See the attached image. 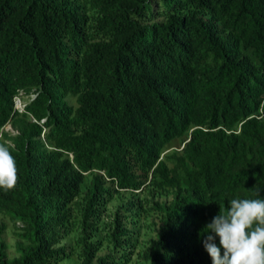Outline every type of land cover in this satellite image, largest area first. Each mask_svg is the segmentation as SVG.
I'll use <instances>...</instances> for the list:
<instances>
[{
  "label": "trees",
  "instance_id": "1",
  "mask_svg": "<svg viewBox=\"0 0 264 264\" xmlns=\"http://www.w3.org/2000/svg\"><path fill=\"white\" fill-rule=\"evenodd\" d=\"M0 144L18 168L0 189L17 255L0 241V264L67 255L56 243L87 173L79 264H117L95 255L92 229L111 191L145 179L171 196L152 202L160 224L139 257L212 264L204 225L230 199L264 198V0H0ZM123 218L107 232L115 249L130 240Z\"/></svg>",
  "mask_w": 264,
  "mask_h": 264
},
{
  "label": "rangeland",
  "instance_id": "2",
  "mask_svg": "<svg viewBox=\"0 0 264 264\" xmlns=\"http://www.w3.org/2000/svg\"><path fill=\"white\" fill-rule=\"evenodd\" d=\"M84 13L88 16V21H92L95 10L84 7ZM161 15L153 17L152 20L159 21ZM29 94H22L19 96L20 103L28 100ZM68 101L74 104L73 97H68ZM7 127V125L5 124ZM184 139V135L171 138L162 146V152L177 151ZM91 173L84 175L81 183V192L77 194L70 204L71 217L68 223L67 230L63 237L56 243V245H63L66 247L67 255L56 260L52 264H79L80 246L77 238L80 236V207L83 201V193L85 186ZM143 179V177H141ZM106 185L114 187L110 182H105ZM170 192L166 190L154 189L147 180L136 189L119 188L110 192V197L101 204L102 212L96 217L94 223L91 239L96 240L97 249L95 255L111 254L115 257L117 264H147L146 260L139 257L141 249L147 244V240L152 237L157 227L160 224V219L156 211L151 208L153 201H168L170 199ZM127 205L130 209H126ZM119 211L124 214V222L129 229L130 240L119 248H113L107 239V232L111 228V221L114 213ZM6 224L5 229L0 234V241L5 244L4 251L8 257L17 255L15 250V242L18 237L13 233L16 230L14 225L18 223H11L9 220L0 215V222Z\"/></svg>",
  "mask_w": 264,
  "mask_h": 264
},
{
  "label": "clouds",
  "instance_id": "3",
  "mask_svg": "<svg viewBox=\"0 0 264 264\" xmlns=\"http://www.w3.org/2000/svg\"><path fill=\"white\" fill-rule=\"evenodd\" d=\"M11 147L0 144V189L4 191L14 189L18 183ZM256 196H260L259 189ZM202 230V243L212 264H264V198L228 200L227 209L220 205L218 214Z\"/></svg>",
  "mask_w": 264,
  "mask_h": 264
},
{
  "label": "built area",
  "instance_id": "4",
  "mask_svg": "<svg viewBox=\"0 0 264 264\" xmlns=\"http://www.w3.org/2000/svg\"><path fill=\"white\" fill-rule=\"evenodd\" d=\"M29 96L31 97L32 94L30 93ZM13 105L16 108H18V109H21L22 108L23 103H20V100H19V96L18 95H14L13 96ZM6 125H7V127L5 125L3 126L4 129H8V130H12L13 131L12 127L10 126V124L8 122L6 123Z\"/></svg>",
  "mask_w": 264,
  "mask_h": 264
}]
</instances>
